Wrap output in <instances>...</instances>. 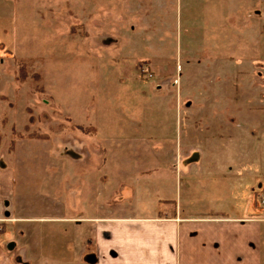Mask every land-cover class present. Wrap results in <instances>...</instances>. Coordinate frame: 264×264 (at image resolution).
Here are the masks:
<instances>
[{"label": "rangeland", "instance_id": "obj_1", "mask_svg": "<svg viewBox=\"0 0 264 264\" xmlns=\"http://www.w3.org/2000/svg\"><path fill=\"white\" fill-rule=\"evenodd\" d=\"M2 3L0 157L21 135L113 153L69 190L79 217L264 208V0ZM68 155L52 162L75 179Z\"/></svg>", "mask_w": 264, "mask_h": 264}, {"label": "crops", "instance_id": "obj_2", "mask_svg": "<svg viewBox=\"0 0 264 264\" xmlns=\"http://www.w3.org/2000/svg\"><path fill=\"white\" fill-rule=\"evenodd\" d=\"M3 21L0 14L1 29ZM65 139L57 136L55 146L49 136L21 135L1 155L0 264H264V208L237 216L214 209L183 214L182 207L172 216L167 211L144 217L76 216L72 204L77 195L70 197L69 190L78 189V182L94 189L96 169L114 154L102 149L68 152L74 149L67 148ZM198 152L184 153L182 172L200 167L205 155ZM68 154L76 164L70 166L75 179L82 163L94 172L83 174L82 182H70L75 179L63 175L68 170L57 173V162H52ZM114 170L108 160L105 174ZM181 191L190 193L185 187Z\"/></svg>", "mask_w": 264, "mask_h": 264}, {"label": "built area", "instance_id": "obj_3", "mask_svg": "<svg viewBox=\"0 0 264 264\" xmlns=\"http://www.w3.org/2000/svg\"><path fill=\"white\" fill-rule=\"evenodd\" d=\"M150 64L149 65H146L145 67V75H147L148 77L152 78L153 77V74L151 73V68H150ZM262 204L264 205V196L262 197ZM0 230H1V227H0Z\"/></svg>", "mask_w": 264, "mask_h": 264}, {"label": "trees", "instance_id": "obj_4", "mask_svg": "<svg viewBox=\"0 0 264 264\" xmlns=\"http://www.w3.org/2000/svg\"><path fill=\"white\" fill-rule=\"evenodd\" d=\"M83 131L87 132V129H83ZM0 232H2V228H1V231Z\"/></svg>", "mask_w": 264, "mask_h": 264}]
</instances>
